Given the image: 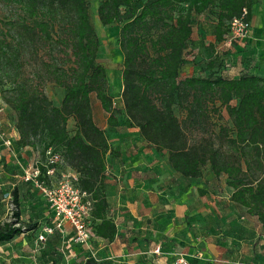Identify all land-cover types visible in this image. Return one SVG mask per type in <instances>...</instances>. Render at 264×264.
I'll use <instances>...</instances> for the list:
<instances>
[{
    "label": "trees",
    "instance_id": "1",
    "mask_svg": "<svg viewBox=\"0 0 264 264\" xmlns=\"http://www.w3.org/2000/svg\"><path fill=\"white\" fill-rule=\"evenodd\" d=\"M0 4L14 12L2 24L5 29L0 26V101L13 115V147L40 148L42 158L47 149L60 152L78 174L79 189L90 197L94 236L112 242L117 227L108 218L104 190L106 155L114 149L94 121L91 95L107 115L108 128L118 121L106 71L97 63L99 40L88 2ZM252 5L253 0H149L142 5L138 0H101L96 15L103 27L121 25V112L142 141L164 153L169 167L183 179L202 178L203 167L215 179L225 177L232 189L230 200L264 226V78H225L214 71L215 57L206 66V76L180 79L192 17L215 10L213 36L220 43L228 37L229 21L243 9L250 20ZM180 8L184 13L177 14ZM56 50L61 59L53 58ZM45 52L49 59L42 58ZM46 82L64 90L59 106L44 93ZM175 108L185 113L183 121ZM221 110L230 126L219 125L212 134L211 113ZM70 120L75 124L72 135ZM14 218L15 223L0 224V244L23 233L17 212Z\"/></svg>",
    "mask_w": 264,
    "mask_h": 264
},
{
    "label": "rangeland",
    "instance_id": "2",
    "mask_svg": "<svg viewBox=\"0 0 264 264\" xmlns=\"http://www.w3.org/2000/svg\"><path fill=\"white\" fill-rule=\"evenodd\" d=\"M141 5L149 0H138ZM89 5V20L94 28L98 40L99 49L97 53V63L104 67L111 88L116 108V118L118 125L108 128L106 124L107 115L101 110L98 101L94 95H91L92 112L95 123L99 126H106L104 131L108 142L114 149V152L106 155V167L108 179L111 183L117 184L116 175H119L118 166L126 158L134 159L160 160L163 165L167 164V158L164 153H157L152 147L144 143L134 128L126 120L121 112V92L122 82L121 74L123 70V57L118 48L117 36L121 25L113 24L107 27L100 25L96 9L101 0H87ZM184 8L177 10V14L184 13ZM216 11L211 10L202 15L192 17V36L189 40L188 47L184 53V61L180 69V79L186 77H199L208 74L206 66L209 61L218 57L214 71L225 78H236L241 74H256L264 78V40L252 45L249 42L250 33L246 41H230L226 36L224 41L217 43L213 36L214 26L216 24ZM14 14L13 10L0 4V26L5 29L4 24ZM42 58L50 57L45 52ZM53 58L61 59L62 54L57 50L53 53ZM220 64V66H218ZM31 66L26 71H31ZM46 96L55 106H59L64 95V90L54 83L46 82L43 85ZM236 104V101L232 103ZM175 114L180 121L185 118L178 108H175ZM13 115L10 110L4 106L0 113V130L13 137L12 128ZM210 132L217 133L218 126H230L229 118L224 110L220 113H211ZM68 132L72 135L75 131V124L72 120L68 123ZM130 137L133 142L138 144L137 153L131 155L123 151V140ZM198 139L199 135H195ZM129 138V139H130ZM17 139V138H16ZM129 141V140H127ZM119 148L123 152H118ZM15 149V148H14ZM155 151L153 155L148 150ZM140 153L138 154V151ZM22 151V152H21ZM15 152L23 166L30 169L36 167L37 162L44 163L41 157V149H15ZM55 153V152H54ZM116 153V154H115ZM59 158L54 166V172L51 176L53 182L57 185L62 181H69L72 189L80 190L78 185V174L72 170L62 157L60 152L55 153ZM138 154V155H137ZM1 160L0 175V224L5 222L15 223L14 214L18 213V224L23 233L9 243L0 244V264H155L152 259H145L146 255L151 252V243L149 240L148 226L152 224L172 223L185 224L191 228L194 223L195 215H189L187 220H178L173 213L161 211L160 209L147 207L145 196L133 195L130 192L121 201L111 198L108 199L107 215L119 230L118 241L108 243L100 242L93 234V223L90 217L91 205L90 197L87 199L78 198L74 204L68 199L66 201L53 200L47 198L35 185L25 183L21 180V170L16 165L8 152H3ZM136 155V156H135ZM131 156V157H130ZM169 166V165H168ZM203 177L199 182H205L203 185L208 186L206 189L209 196L204 200H198L196 189L194 187V196L189 194L193 201V206H205L212 209L214 202L221 208H229L240 212L242 207L230 204L229 196L232 189L227 185L225 177L215 179L208 167L202 168ZM47 180V179H46ZM196 179H189L195 182ZM49 184V181H46ZM16 192V197L14 196ZM59 195V194H58ZM200 197V196H199ZM17 200V205L15 203ZM70 205H66V202ZM201 201V202H200ZM230 204V205H229ZM64 206V207H63ZM69 209V213L58 215L60 208ZM244 211V210H243ZM164 213V214H163ZM76 222L83 225L82 233L77 230ZM248 223L253 226L254 231L249 232L248 239L260 240L264 236V226H261L256 217L248 214ZM195 230V228H192ZM190 242L198 240V232L190 231ZM154 242V240H152ZM145 242V243H144ZM121 245L123 247H121ZM192 246H186L185 250H191ZM180 252V250H178ZM138 254V256L136 255ZM199 255H192L190 259H196ZM264 253L261 254L263 260ZM139 258L140 260H136ZM174 264H180L176 262ZM186 264H189L186 262ZM196 264V263H190ZM263 264V263H259Z\"/></svg>",
    "mask_w": 264,
    "mask_h": 264
},
{
    "label": "crops",
    "instance_id": "3",
    "mask_svg": "<svg viewBox=\"0 0 264 264\" xmlns=\"http://www.w3.org/2000/svg\"><path fill=\"white\" fill-rule=\"evenodd\" d=\"M249 22L251 26L249 42L252 45L259 44V41L264 40V0H253ZM99 127L103 130L106 128L102 124ZM13 137L16 140L17 135L13 134ZM129 138L123 140V151L131 155L137 153L138 144ZM116 151L123 152L119 148ZM148 151L152 155L155 152L151 149ZM123 157L122 163L117 165L119 169L117 172L119 175H116L117 184L109 181L106 167L104 193L107 201L111 198L118 203L132 192L133 195H140L139 197L145 196V200L149 202L147 207L170 211L178 220H187L189 215H195L191 228L187 223L175 225L171 220L164 225L156 223L148 226L150 232L148 242H152L150 244L152 250L144 260L152 259L155 264H174L179 259L189 264L264 263V257L260 261L261 254L264 253V236L258 241L256 238L248 239L249 232L254 231V228L248 223V213L244 208H242L244 211L238 212L239 209L233 211L232 207L221 208L217 202L213 203L212 209L205 206L206 203L193 206V201L188 197L189 194L194 196L195 190L192 185H196L198 190L201 189L196 191L198 200H204V197L209 196L206 189L208 186L203 185L204 181L199 182V179H196L195 182H190L189 179H183L160 160H140L131 156L129 159L124 155ZM229 202L237 206L230 200V196ZM191 230L198 232V240L194 243L189 239ZM118 233L117 229V235L112 242L118 241ZM96 239L105 242L103 239ZM186 246H192L191 250H185ZM193 254L199 256L190 259Z\"/></svg>",
    "mask_w": 264,
    "mask_h": 264
},
{
    "label": "built area",
    "instance_id": "4",
    "mask_svg": "<svg viewBox=\"0 0 264 264\" xmlns=\"http://www.w3.org/2000/svg\"><path fill=\"white\" fill-rule=\"evenodd\" d=\"M247 11L245 9L242 10V14L238 18H234L228 23V38L230 41H236V42H242L246 40L250 33V22L246 20ZM4 104L0 101V113L3 111ZM8 152V154L11 156V158L15 161L18 168L21 170V180L25 183H31L35 185L36 188H38L47 198H50L51 200L56 203V200L59 201H66L68 199L70 202H73L76 204L78 202V198L81 199H87L88 194L85 192H82L81 190H74L72 189V185L69 181L65 180L62 182H59L58 185L50 180L54 172V166L58 162V156L52 151L51 149H47L44 155V163L37 162L36 167L33 169H26L23 168L16 152L13 147V141L11 140L10 136H8L5 132L0 130V175H1V160L3 157V152ZM49 181V184H46L47 180ZM59 194V195H58ZM87 205L89 204V201H86ZM91 202V200H90ZM66 205H70V203L67 201L65 203ZM64 207V206H63ZM69 209L66 208V210L62 207L57 212L58 215L67 214L69 212ZM76 228L82 233L83 225L79 224V222H76ZM157 252V250H156ZM178 262L180 264H186V261L183 259H179ZM264 264V263H263Z\"/></svg>",
    "mask_w": 264,
    "mask_h": 264
}]
</instances>
